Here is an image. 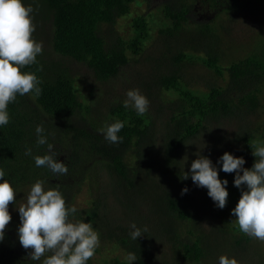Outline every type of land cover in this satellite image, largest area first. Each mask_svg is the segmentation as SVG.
Segmentation results:
<instances>
[{
  "label": "trees",
  "instance_id": "16d2710c",
  "mask_svg": "<svg viewBox=\"0 0 264 264\" xmlns=\"http://www.w3.org/2000/svg\"><path fill=\"white\" fill-rule=\"evenodd\" d=\"M152 1L46 0L44 8H33L34 19L41 17L45 22V47L60 58L54 67H49L39 54L37 63L22 69L36 72L42 93L39 96L34 92L23 96L17 94L16 100L8 105L9 123L0 126V169L6 173L0 182L8 179L21 191L26 185L45 180L47 190L59 185L67 206L71 207L75 206L76 195L91 171L92 163L102 161L117 177L112 192L123 207V215L111 219L103 213L101 206L106 199L100 196L107 194L101 193L84 210V218H79L81 211L78 208L75 217L102 230L104 238L115 241L126 255L134 253L137 260L131 264H156V239L161 237L166 238L171 251L163 264H214L211 259L224 248L230 249L232 254L237 253L240 259L244 257L240 253L247 250L253 237L239 229L236 219L230 221L232 212L228 208L233 210L237 206L242 190H247V186L236 187V173L223 172L222 161L215 158L213 165L219 169L220 179L228 180L229 192L226 206L223 209L217 207L207 188L194 184L190 175L186 180L180 178L184 172L190 173L185 170L180 152L200 132L206 119L241 115L245 109L258 105L264 85V33L257 34L249 52L228 66L220 61L224 54L216 47V51H210L203 46L206 55H201L176 50L166 42L163 57L169 60L167 69L170 70L156 78V85L176 93L177 98L172 101L171 122L161 138L162 151L156 147L158 139L149 118L125 108L124 102L110 107L109 120L105 122H125L118 133L123 142L106 140L100 131L106 124L101 127L89 118V105L81 99L75 76L62 61L71 59L84 63L100 80L116 77L128 65L130 56L140 55L145 50L146 42L151 38L148 17L152 12L138 13L131 18L129 38L122 37L115 25L119 19L130 15L134 5L145 2L147 8H151ZM239 1L163 0L159 4L168 23L160 32L173 37L191 27L197 34L206 35L217 43L218 25L215 21L200 22L196 15L201 11H212L214 19L238 8ZM251 1L264 10V0ZM107 25L105 31L103 27ZM33 38L40 41L37 35ZM190 60L201 62L221 77L226 73L227 81L209 89L188 88L177 65ZM41 66L42 70L38 71ZM38 125L44 127L43 135L54 145L57 159L66 155L63 161L68 167L66 175H55L50 169L35 165V156L48 152L47 144L37 146L35 130ZM256 133H238L239 138L234 139L235 146L229 151L234 156L244 157L245 168H252L257 160L251 145L258 141L264 143V126ZM239 142L243 143L241 147H238ZM28 148L32 149L31 155L26 154ZM133 157L135 161L131 162ZM158 158H161V165ZM149 159L161 167L157 174ZM185 187L189 190L182 195ZM216 216L218 220H215ZM132 223L141 229L146 226L148 231L133 240L130 235ZM15 227L5 229L4 239L0 241V264H43L51 253H45L39 261L31 260L29 253L32 250L22 247ZM112 264L130 262L114 258Z\"/></svg>",
  "mask_w": 264,
  "mask_h": 264
},
{
  "label": "rangeland",
  "instance_id": "374dc122",
  "mask_svg": "<svg viewBox=\"0 0 264 264\" xmlns=\"http://www.w3.org/2000/svg\"><path fill=\"white\" fill-rule=\"evenodd\" d=\"M162 2L163 0H153L151 2V8H147L145 2H142L140 6L134 5L130 15L118 20V23L115 25L116 31L122 37L129 38L132 34L130 25L131 18L138 13L152 12V15L148 17L151 38L146 42L145 50L140 55L130 56V62L116 77L108 80H100L96 78L86 64L71 59L62 60L65 62L64 64L69 71L75 76L81 99L89 105V118L101 127L109 120L110 107L116 105L118 102H124L127 99L126 94L129 90L139 89L149 100L148 110L144 115L151 121L152 131L158 139L156 147L159 151L164 149L161 138L164 137L167 131V125L171 122L172 101H176L177 98L176 93L171 92L169 89L159 88L156 85V78L166 70H170L167 69L169 60L163 57V53L166 52V42L173 47L175 46L176 50L183 49L195 54L199 52L201 55H206L203 46L210 51H216L218 49L224 54L223 59L220 61L224 66H228L233 60L243 57L249 52L257 34L264 33V10L255 1L240 0L237 4L238 8H235L231 12L222 13L220 15L221 17L219 16L213 19L212 11H201L196 15L200 22H216L214 24L218 25L219 35L217 43L206 35L197 34L191 27L189 29L186 28V30L173 37L166 36L160 32V29L168 23L162 15V6H160ZM24 3L25 5L30 4L32 8H44L47 2L46 0H24ZM33 23L36 28L32 35L34 37L37 35L40 38V41L37 42L42 43L43 46V51L40 55L46 61L47 66L54 67L57 58L60 57L48 51L44 45L45 22L39 17V19H33ZM108 27L109 25L104 26L103 29L106 31ZM177 66L179 67V73L181 74L183 83L191 89H209L212 86L224 85L227 81L228 76L226 73V76L221 77L199 61L190 60L179 63ZM129 108L136 111L132 107ZM263 126L264 85L261 93H259L258 105L256 107L245 109L241 115H219L218 118H208L205 120L200 132L191 138V141L187 142L186 147L180 152L183 162L186 164L185 170H191V164L198 158V154L209 157L211 161L215 160V158L220 160V157L225 152H229L235 146L233 141L239 138L237 137L238 133L256 135V132ZM242 145V142L238 143V147ZM62 156L64 157H60V161H64L66 157V155ZM134 161L135 159L133 157L131 162ZM157 161L161 165V158H158ZM150 162L155 166L154 172L157 174L161 167H157V164L152 160ZM92 164L94 165L91 166V171L85 176L80 191L75 198V207L81 211L79 218L82 219L85 217L84 210L101 193L107 194L104 197L100 196L102 199H106L101 206V211L107 213L111 219H115L116 216H122L123 207L112 192L117 177L109 171L107 165L102 163V161L96 160ZM33 184L26 185L21 191L17 190L16 200L9 205V212L11 213L12 219L6 229L10 226H16L15 229L18 232L21 225L18 207L26 203L28 193ZM45 185V190H47ZM228 210L232 212V209L228 208ZM75 219L77 220L76 217ZM218 219L219 217L216 216L215 220ZM229 219L230 221H235L236 217L231 213ZM205 223L207 224V222ZM94 230L99 233L100 244L94 256L87 261V264H112L114 258L120 260L126 259V252L120 245L116 244L115 241L104 238V235L101 233L102 230ZM154 252L156 264H163V259L169 258L171 251L165 237L156 239ZM225 254L229 258L235 257L239 264H261V262H264V241L252 238L247 250L240 253L244 256L242 258L240 257V259L237 257V253L232 254L230 249L224 248L218 256H213L211 262L219 264V258Z\"/></svg>",
  "mask_w": 264,
  "mask_h": 264
},
{
  "label": "clouds",
  "instance_id": "9594fccd",
  "mask_svg": "<svg viewBox=\"0 0 264 264\" xmlns=\"http://www.w3.org/2000/svg\"><path fill=\"white\" fill-rule=\"evenodd\" d=\"M33 8L25 5L24 0H0V126L7 125L10 120L8 105L14 102L17 94L23 96L34 92L36 96L42 93L41 80L36 72L22 71V69L37 63V56L42 54V43L33 38L35 24L33 23ZM39 70H42V66ZM124 107H132L137 114L143 116L149 106V100L139 89L127 92ZM125 126V122L116 120L106 124L100 131L110 143H122L123 137L118 133ZM37 146L47 144V154L35 156L37 167H46L55 175H66L68 167L57 159L58 154L53 151L54 145L48 143L43 135L42 125L36 127ZM187 144V143H186ZM253 155L257 157L252 168H245L244 157L234 156L225 152L221 157L222 171L235 172L234 184L243 189L237 206L232 210L239 229L249 237L264 241V143L251 145ZM27 155L32 154L28 148ZM242 171V175H241ZM191 176L198 187L207 188L208 195L216 202L217 207L223 209L227 204L229 192L226 185L228 180H221L219 169L213 165L211 159L202 154L191 164V170L184 172L180 178L186 180ZM6 173L0 169V178ZM45 180H37L30 189L27 201L18 207L21 225L18 229L19 240L24 249H31L30 259L39 261L45 253H51L43 264H87L95 254L100 244L99 233L94 230L91 222L76 220L77 208L67 206L66 199L59 185L45 190ZM185 187L182 195L188 192ZM17 188L8 179L0 182V241L4 239L5 229L12 216L9 205L16 200ZM131 238L137 240L148 229L130 225ZM126 259L130 262L137 260L134 253H129ZM219 264H239L235 257L222 255Z\"/></svg>",
  "mask_w": 264,
  "mask_h": 264
}]
</instances>
